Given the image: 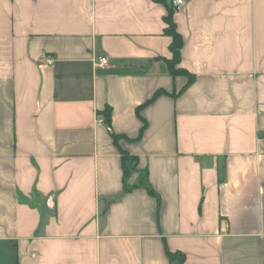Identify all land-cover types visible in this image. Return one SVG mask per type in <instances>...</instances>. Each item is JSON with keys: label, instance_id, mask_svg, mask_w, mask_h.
<instances>
[{"label": "crops", "instance_id": "obj_1", "mask_svg": "<svg viewBox=\"0 0 264 264\" xmlns=\"http://www.w3.org/2000/svg\"><path fill=\"white\" fill-rule=\"evenodd\" d=\"M166 1L191 83L159 0H0V264H264V0Z\"/></svg>", "mask_w": 264, "mask_h": 264}, {"label": "trees", "instance_id": "obj_2", "mask_svg": "<svg viewBox=\"0 0 264 264\" xmlns=\"http://www.w3.org/2000/svg\"><path fill=\"white\" fill-rule=\"evenodd\" d=\"M159 1L165 4L168 11L167 16L164 18V22L166 23L165 34L172 39L169 47L170 52L172 53V59L167 60L170 73L174 77L177 75L184 74L189 78V83H191L194 80V77L189 74L186 70L178 68L181 63V50L183 48V39L182 36L178 33L176 24L174 22L175 8L171 4L167 3L166 0ZM99 115L103 117L104 122L106 123L108 128L112 130V109L110 107H107L105 111L100 112ZM145 126L142 128L139 137L142 136ZM118 139H120V137L114 136V141L116 144H118ZM120 152L123 161L124 178L126 179L136 169V160L121 148ZM139 186L144 187L151 195L155 196V192L153 191L148 182L147 173H145L144 175L142 174L141 181L138 187ZM125 190H128L126 186ZM166 253L171 264H185V255L182 252H172L167 249Z\"/></svg>", "mask_w": 264, "mask_h": 264}, {"label": "built area", "instance_id": "obj_3", "mask_svg": "<svg viewBox=\"0 0 264 264\" xmlns=\"http://www.w3.org/2000/svg\"><path fill=\"white\" fill-rule=\"evenodd\" d=\"M183 3H184V0H173L174 6H180ZM48 63H49V65H52L53 61L49 60ZM99 64L102 65V66L107 65L108 64V60L106 58H101Z\"/></svg>", "mask_w": 264, "mask_h": 264}]
</instances>
